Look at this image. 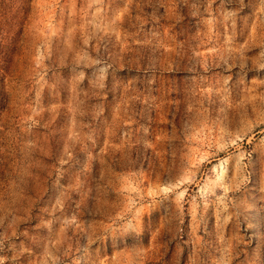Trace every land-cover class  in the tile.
I'll return each mask as SVG.
<instances>
[{
	"label": "rangeland",
	"instance_id": "374dc122",
	"mask_svg": "<svg viewBox=\"0 0 264 264\" xmlns=\"http://www.w3.org/2000/svg\"><path fill=\"white\" fill-rule=\"evenodd\" d=\"M0 264H264V0H0Z\"/></svg>",
	"mask_w": 264,
	"mask_h": 264
}]
</instances>
